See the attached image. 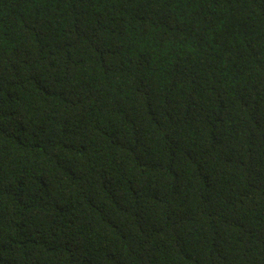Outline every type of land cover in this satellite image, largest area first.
Returning a JSON list of instances; mask_svg holds the SVG:
<instances>
[{"label": "trees", "instance_id": "trees-1", "mask_svg": "<svg viewBox=\"0 0 264 264\" xmlns=\"http://www.w3.org/2000/svg\"><path fill=\"white\" fill-rule=\"evenodd\" d=\"M0 264H264V0H0Z\"/></svg>", "mask_w": 264, "mask_h": 264}]
</instances>
